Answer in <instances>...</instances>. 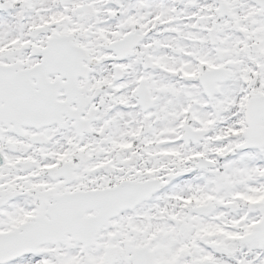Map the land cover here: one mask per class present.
<instances>
[{
  "label": "snow or ice",
  "instance_id": "obj_1",
  "mask_svg": "<svg viewBox=\"0 0 264 264\" xmlns=\"http://www.w3.org/2000/svg\"><path fill=\"white\" fill-rule=\"evenodd\" d=\"M0 264H264V0H0Z\"/></svg>",
  "mask_w": 264,
  "mask_h": 264
}]
</instances>
